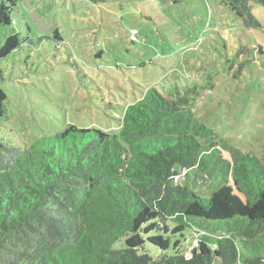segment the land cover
<instances>
[{"label": "trees", "instance_id": "trees-1", "mask_svg": "<svg viewBox=\"0 0 264 264\" xmlns=\"http://www.w3.org/2000/svg\"><path fill=\"white\" fill-rule=\"evenodd\" d=\"M15 1L0 0V61L21 52L31 33L62 40L57 28L39 34ZM218 2L245 27H260L251 7L264 0ZM140 94L103 107L120 111L117 133L67 125L19 146L1 123L8 109L0 87V264H264L262 159L236 158L230 182L198 194L178 178L212 176L226 144L194 115L199 92L174 82ZM217 221L229 222L221 229Z\"/></svg>", "mask_w": 264, "mask_h": 264}, {"label": "rangeland", "instance_id": "rangeland-1", "mask_svg": "<svg viewBox=\"0 0 264 264\" xmlns=\"http://www.w3.org/2000/svg\"><path fill=\"white\" fill-rule=\"evenodd\" d=\"M15 5L39 34L57 28L62 37L56 45L31 33L21 52L15 49L0 61L8 109L1 123L15 144H31L67 125L117 133L120 111L104 109L107 103L127 106L143 87L175 82L180 92L196 87L199 95L190 101L194 115L226 143L213 159V169L220 168L212 176L195 170L178 181L209 196L231 181L236 158L250 152L264 163L263 5L251 7L258 28L245 27L218 0H17ZM28 53L32 57L26 59ZM228 222L211 223L225 229Z\"/></svg>", "mask_w": 264, "mask_h": 264}, {"label": "built area", "instance_id": "built-area-1", "mask_svg": "<svg viewBox=\"0 0 264 264\" xmlns=\"http://www.w3.org/2000/svg\"><path fill=\"white\" fill-rule=\"evenodd\" d=\"M136 32H137L136 30H133V33L131 34V39H132V40L135 39V33H136Z\"/></svg>", "mask_w": 264, "mask_h": 264}]
</instances>
